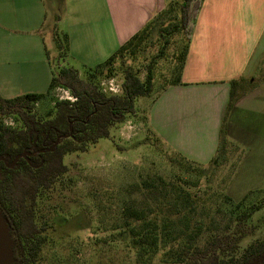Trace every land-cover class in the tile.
Listing matches in <instances>:
<instances>
[{
	"label": "rangeland",
	"instance_id": "obj_1",
	"mask_svg": "<svg viewBox=\"0 0 264 264\" xmlns=\"http://www.w3.org/2000/svg\"><path fill=\"white\" fill-rule=\"evenodd\" d=\"M181 2L172 1L170 9L152 21L137 48L113 61L111 75L104 70L93 80L103 89L99 84L113 79L121 91L123 71L130 68L141 81L150 71L153 87L148 96L135 100L132 114H126L121 123L108 128L107 138L88 144L84 152L63 157L66 173L39 194L33 209L41 239L40 252L33 264L169 263L167 248L140 255L122 229V209L133 203L140 207L144 193L139 190L143 191L145 182L157 178L176 182L196 195L198 207L186 214L185 220L190 229L198 227L204 237L226 223L232 210L228 199L235 204L244 196L243 207L259 204L261 209L246 221L238 238L237 254L264 237V136L254 138L246 133L241 109L239 118L224 127L220 151L206 165L184 164L148 129L150 104L174 78L178 57L186 44L185 34L178 27ZM63 13L61 0L44 1L46 20L41 35L49 70L57 73L61 68H76L80 79L86 80L85 73L92 66L88 67V63L97 64L98 60L70 54L60 25L57 26ZM26 86L15 94H45L33 109L36 118L42 121L53 117L54 103L68 93L63 89L47 93L48 86L40 87L38 83L34 88ZM105 95L112 96L108 92ZM121 95L122 91L114 96ZM4 124L20 127L13 116L5 118Z\"/></svg>",
	"mask_w": 264,
	"mask_h": 264
},
{
	"label": "crops",
	"instance_id": "obj_2",
	"mask_svg": "<svg viewBox=\"0 0 264 264\" xmlns=\"http://www.w3.org/2000/svg\"><path fill=\"white\" fill-rule=\"evenodd\" d=\"M44 1L0 0V97L4 99L17 97L15 91L26 85L49 84L52 72L41 35ZM172 1L61 0L64 13L56 25L66 35L73 57L98 60L88 63L93 69ZM231 81L243 89L236 87V101L228 109ZM240 109L246 133L264 136V0H202L180 85L165 86L152 100L148 129L174 154L206 165L216 157L221 133L239 118Z\"/></svg>",
	"mask_w": 264,
	"mask_h": 264
},
{
	"label": "trees",
	"instance_id": "obj_3",
	"mask_svg": "<svg viewBox=\"0 0 264 264\" xmlns=\"http://www.w3.org/2000/svg\"><path fill=\"white\" fill-rule=\"evenodd\" d=\"M201 3L202 0H182L179 5L178 27L185 34L186 44L178 57L180 62L174 78L166 86L180 85L190 32ZM166 11L168 9L162 13ZM156 17L105 62L89 69L85 73L86 80L80 79L73 68H61L52 73L46 92L63 89L74 99L73 102L56 101L52 118L38 120L33 113L34 106L45 98V94L29 93L12 99L0 97V158L8 164L18 155L27 154L11 168L0 162V214L9 231L13 264H33L39 255L40 231L34 221L33 209L39 194L50 189L66 173L63 157L84 152L88 144L107 138L110 126L121 123L126 114L133 113L135 100L152 92L150 71L141 81L130 68L124 69L121 96L105 95L93 80L104 70L111 75L113 61L137 48ZM62 37L67 41L66 35ZM238 86L243 89L242 84L231 81L228 109L236 101ZM10 116L15 117L19 128L4 124V119ZM58 139L59 143L53 147ZM179 158L186 165H194ZM139 192L144 193L142 205L137 207L133 203L124 207L121 220L122 229L128 233L131 245L140 250V255L167 248L170 262L166 264H260L264 261V237L237 254L238 238L245 230L246 221L261 209L259 204L243 207L246 196L235 204L228 199L232 210L226 223L204 237L198 227L190 229L185 220L186 214L193 213L198 207L195 194L186 192L176 182H165L160 178L145 182L143 191ZM152 195L154 199H151Z\"/></svg>",
	"mask_w": 264,
	"mask_h": 264
},
{
	"label": "water",
	"instance_id": "obj_4",
	"mask_svg": "<svg viewBox=\"0 0 264 264\" xmlns=\"http://www.w3.org/2000/svg\"><path fill=\"white\" fill-rule=\"evenodd\" d=\"M64 136L63 138H66ZM59 143V139L54 143L53 147H55ZM51 150V149H50ZM35 153H33L34 155ZM27 156L26 153L18 155L15 157L10 163H6V160L0 158V162H2L7 168H11L14 166L16 161L20 158H25ZM0 264H13V254H12V245L10 240L9 231L7 225L0 214ZM260 264H264V261Z\"/></svg>",
	"mask_w": 264,
	"mask_h": 264
},
{
	"label": "built area",
	"instance_id": "obj_5",
	"mask_svg": "<svg viewBox=\"0 0 264 264\" xmlns=\"http://www.w3.org/2000/svg\"><path fill=\"white\" fill-rule=\"evenodd\" d=\"M100 87L103 88L101 89L102 93L105 94L106 92H108L112 96L117 95L118 92L122 91V88L120 91V89L115 85V82L113 79H108L106 81L101 82ZM63 100H67L70 102L74 101V99L68 93H66V97H64Z\"/></svg>",
	"mask_w": 264,
	"mask_h": 264
}]
</instances>
